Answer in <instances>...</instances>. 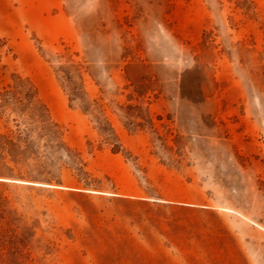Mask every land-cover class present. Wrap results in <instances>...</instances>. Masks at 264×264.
Returning a JSON list of instances; mask_svg holds the SVG:
<instances>
[{
	"label": "rangeland",
	"instance_id": "1",
	"mask_svg": "<svg viewBox=\"0 0 264 264\" xmlns=\"http://www.w3.org/2000/svg\"><path fill=\"white\" fill-rule=\"evenodd\" d=\"M21 83L59 138L0 108L54 176L0 186V264H264V0H0Z\"/></svg>",
	"mask_w": 264,
	"mask_h": 264
},
{
	"label": "trees",
	"instance_id": "2",
	"mask_svg": "<svg viewBox=\"0 0 264 264\" xmlns=\"http://www.w3.org/2000/svg\"><path fill=\"white\" fill-rule=\"evenodd\" d=\"M33 99L31 88L21 83L10 89L4 88L0 92V108L12 106L19 113L29 111L31 122L35 123L33 129L39 130V138L45 137L47 141L57 140L59 133L56 131V125L49 122L43 105L34 103ZM21 142L26 144L22 151L20 150ZM30 148V144L23 141L20 136L0 135V186L8 185L12 180L51 182L54 179L49 169L50 165L44 162H27V153L30 152ZM5 150L8 151L13 166L6 162L3 154Z\"/></svg>",
	"mask_w": 264,
	"mask_h": 264
}]
</instances>
